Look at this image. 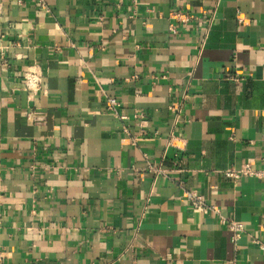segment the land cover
<instances>
[{
	"label": "crops",
	"instance_id": "1",
	"mask_svg": "<svg viewBox=\"0 0 264 264\" xmlns=\"http://www.w3.org/2000/svg\"><path fill=\"white\" fill-rule=\"evenodd\" d=\"M42 1L0 0V264H264V0Z\"/></svg>",
	"mask_w": 264,
	"mask_h": 264
},
{
	"label": "built area",
	"instance_id": "2",
	"mask_svg": "<svg viewBox=\"0 0 264 264\" xmlns=\"http://www.w3.org/2000/svg\"><path fill=\"white\" fill-rule=\"evenodd\" d=\"M39 4H43L42 0ZM169 16L171 19H173V23L170 25V29L173 33L177 32V25L178 24H188L191 23L195 18V14L189 12V11H184L182 9H172L169 12ZM240 21L242 20L241 18L239 19ZM8 47L7 46H0V63L2 64H7L8 63ZM225 78L233 80L238 82L241 80V76L235 75L233 73L227 72L224 75ZM24 79H25V88L30 91L32 94H37L38 92H41L44 87H43V74L42 72L34 67L31 66L29 67L25 74H24ZM118 101L115 97H109L108 98V103H107V108L108 110L113 113L115 116L124 118L120 115L118 111ZM171 110L173 113L172 117V131L169 135L168 142H167V147H175L182 149L185 147V139L178 134L175 133V129L177 125L180 123V121L183 120V112L181 107L176 106V105H171ZM36 119L38 121H41L43 118L38 114L36 116ZM263 167L259 170L254 169L251 164L245 163L243 164L240 168H234L230 167L224 170L225 176L228 178H231L234 180V182L240 181L242 178L247 177V176H261L264 177V147H263V154L261 158ZM152 170L164 173L165 170L160 168V167H154V166H149ZM184 197L186 199V202L189 204L190 208L194 212L198 213H203V214H208L210 212L217 214L219 217V222L222 224H226L229 228V230L232 232V242L237 248L239 243L242 240V237L245 233V226L242 222L229 218L221 213V210L218 206L210 204L205 196L198 192L197 190H186L184 191ZM263 228H264V213H263ZM254 242H257V240H254ZM225 264H238L235 261L232 262H227Z\"/></svg>",
	"mask_w": 264,
	"mask_h": 264
}]
</instances>
